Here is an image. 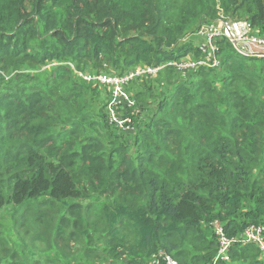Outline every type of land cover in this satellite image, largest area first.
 <instances>
[{
    "label": "trees",
    "instance_id": "16d2710c",
    "mask_svg": "<svg viewBox=\"0 0 264 264\" xmlns=\"http://www.w3.org/2000/svg\"><path fill=\"white\" fill-rule=\"evenodd\" d=\"M220 9L264 26V0H0V209L34 212L1 215V263L40 264L30 237L53 264H150L160 251L214 264L218 220L238 241L215 264H264L239 239L264 227V58L223 39L218 67L136 78L133 132L108 122V86L75 72L199 57L195 33Z\"/></svg>",
    "mask_w": 264,
    "mask_h": 264
},
{
    "label": "built area",
    "instance_id": "2783aa9c",
    "mask_svg": "<svg viewBox=\"0 0 264 264\" xmlns=\"http://www.w3.org/2000/svg\"><path fill=\"white\" fill-rule=\"evenodd\" d=\"M201 36L199 57H187L180 60L170 61L162 65H142L122 75L107 74H81L87 81H98L109 88V99L106 106L107 118L111 125L125 132H133L136 126L132 116L123 115V110H130L131 114L137 112V104L127 86L136 78L155 77L166 66H175L181 72H188L199 67H218L219 59L217 50L219 41L226 39L235 51L243 57L264 58V26L257 27L246 19H230L219 15L210 23H205L195 33ZM0 74H4L0 71ZM214 233L218 239L219 250L214 261H230L229 251L237 238L226 235L222 223L218 220L213 223ZM239 239L247 242H256L264 252V227L250 225L242 233ZM152 264H179L170 254L160 251L151 257ZM1 264V263H0Z\"/></svg>",
    "mask_w": 264,
    "mask_h": 264
},
{
    "label": "rangeland",
    "instance_id": "374dc122",
    "mask_svg": "<svg viewBox=\"0 0 264 264\" xmlns=\"http://www.w3.org/2000/svg\"><path fill=\"white\" fill-rule=\"evenodd\" d=\"M219 8V6H218ZM219 15H222L223 17H226V18H230V19H239L240 16H230V15H227L222 9L219 10V13H218V16ZM202 38L201 36L200 37H197V42L200 41ZM196 40V38H195ZM55 62H53L54 64ZM50 66V64L48 65ZM48 66H44L42 67V70L44 69H47ZM44 68V69H43ZM38 70L34 69V70H29V72H32V73H37ZM77 75L81 76L80 73L84 74L83 72L81 71H75ZM79 72V73H78ZM114 72L116 74H118V71L117 70H114ZM177 73H182L181 71L179 72V70L177 69L176 70ZM101 74H107V75H113V74H110V73H101ZM183 74V73H182ZM4 75L8 78V76L4 73ZM82 77V76H81ZM153 77H150V79H152ZM141 79V78H140ZM135 80V79H134ZM133 80V81H134ZM132 81V82H133ZM130 85V84H129ZM128 85V86H129ZM107 90V89H106ZM128 90V89H127ZM129 91V90H128ZM136 102V101H135ZM137 104V103H136ZM129 111H125L123 112V115L124 116H129ZM109 122V121H108ZM136 126V124H135ZM31 208V209H30ZM2 214H19L18 216L21 217V214H25L26 217H29L30 214H34L33 212V209L32 207H29L28 209H25L24 207L22 208H19V206H15L13 204H9L7 206H5L3 209H0V221H2V217L1 215ZM10 221V218H6L4 220V223H7ZM17 231L19 230V225L16 227ZM1 236H5L4 234H2ZM100 237L99 238H95V242H99L100 241ZM11 240L13 243H10L11 245H14L16 247V249L20 250V248L17 247V232L15 230V232L13 233L12 237H11ZM26 241L30 244L31 243V246H32V250L35 252V256H34V259L36 261H39L40 264H53L51 262H48L47 261V256L48 255H54L53 253H55V250L53 249H50L48 248V246L45 244V243H42V242H30V237H26ZM83 245V244H82ZM82 245L80 246V248H82ZM105 257H108V254H105V252H98V256L96 258H93L91 259L90 261H95V262H98L100 263L101 261H103L105 259ZM151 259V258H150ZM81 260V257L78 256V258L76 259V261H68V262H65V261H58L57 263L55 264H77V261ZM89 262V261H88ZM1 263V262H0ZM150 264H152V260L149 261ZM1 264H4V263H1ZM6 264V263H5ZM105 264H107V262H105Z\"/></svg>",
    "mask_w": 264,
    "mask_h": 264
}]
</instances>
